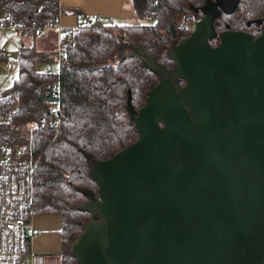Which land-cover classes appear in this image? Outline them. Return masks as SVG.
Masks as SVG:
<instances>
[{
    "label": "water",
    "instance_id": "95a60500",
    "mask_svg": "<svg viewBox=\"0 0 264 264\" xmlns=\"http://www.w3.org/2000/svg\"><path fill=\"white\" fill-rule=\"evenodd\" d=\"M167 56L168 83L139 58L157 83L137 111L127 96L137 139L90 161L97 195L78 189L76 209L97 221L75 264H264V25L211 34L198 18Z\"/></svg>",
    "mask_w": 264,
    "mask_h": 264
},
{
    "label": "trees",
    "instance_id": "16d2710c",
    "mask_svg": "<svg viewBox=\"0 0 264 264\" xmlns=\"http://www.w3.org/2000/svg\"><path fill=\"white\" fill-rule=\"evenodd\" d=\"M215 0H131L138 19L136 25L107 24L84 18L77 11L74 29H62L61 47L65 57L57 77L44 74L39 65L52 63L51 53L37 51L34 40L43 34L39 28L55 27L64 13L58 0H0V24L18 28L21 39L18 67L8 91L19 100L11 123L0 127V144L24 145L37 158L33 176V215H58L61 218V264H75L70 245L81 235L84 224L97 221L76 206L86 201L78 189L97 195L90 176V161H103L137 139L126 108L137 111L157 76L130 55L128 45H140L157 63L175 73L167 52L173 44L188 36L182 18L194 21L204 16L205 8ZM180 18L178 19V17ZM9 20V22L6 21ZM148 23V24H147ZM264 25V0H234L229 10L219 5L212 20L215 33L240 31L256 37ZM212 46L216 39L210 41ZM13 51V49H12ZM13 51L12 53H14ZM11 53V52H10ZM0 50V63L10 60ZM59 84L60 127L55 132L40 126L51 118L53 103L47 88ZM179 80V85H183ZM37 129L28 136V124Z\"/></svg>",
    "mask_w": 264,
    "mask_h": 264
},
{
    "label": "built area",
    "instance_id": "2783aa9c",
    "mask_svg": "<svg viewBox=\"0 0 264 264\" xmlns=\"http://www.w3.org/2000/svg\"><path fill=\"white\" fill-rule=\"evenodd\" d=\"M9 22L8 19H6ZM86 18L81 20L85 24ZM182 25L190 33L194 30V21L190 16L182 18ZM5 29L19 30L11 24H0V31ZM54 29L58 34V41L53 55L52 63L57 70L52 72L49 67L42 69L44 74H59L61 62L65 57V51L61 47L60 34L62 29L59 26L39 28L43 31ZM74 29V28H73ZM16 58L8 61L10 72L4 81L0 83V127L11 123L12 116L18 108V98L11 94L8 89V82L15 76L18 67V55L20 41L13 45ZM49 97L53 103L49 106L51 118L41 123L52 131L60 127L59 111V84L57 81L47 88ZM39 126L28 124L29 138ZM37 165V158L31 151L19 144H0V264H43V257L27 250L28 238L26 230L31 228V217L33 216V176Z\"/></svg>",
    "mask_w": 264,
    "mask_h": 264
},
{
    "label": "crops",
    "instance_id": "0c3cea01",
    "mask_svg": "<svg viewBox=\"0 0 264 264\" xmlns=\"http://www.w3.org/2000/svg\"><path fill=\"white\" fill-rule=\"evenodd\" d=\"M58 5L64 10V13L58 15L56 21V26L61 29L76 27L78 19L72 11L79 12L84 18H95L103 25L132 26L138 23L131 0H58ZM4 36L16 37L15 41L19 40L21 44L29 42V40L21 39L14 30L6 29L0 31V50L3 49ZM57 41L56 30L49 29L42 37L34 40V46L37 51L51 53ZM61 225V218L58 215L38 214L31 217V228L25 232L28 238L27 250L41 255L43 264H61Z\"/></svg>",
    "mask_w": 264,
    "mask_h": 264
},
{
    "label": "rangeland",
    "instance_id": "374dc122",
    "mask_svg": "<svg viewBox=\"0 0 264 264\" xmlns=\"http://www.w3.org/2000/svg\"><path fill=\"white\" fill-rule=\"evenodd\" d=\"M215 2L220 7H222L224 10H229L230 7L232 6L233 0H215ZM213 13L214 12L212 11V7L210 5L209 7H207L206 14L203 16V23L207 27L208 33H211V34L214 32L212 30V24H211ZM179 18H180V16L178 17V19ZM2 25H7V24H2ZM15 39H16V37L10 38L9 36H7V37L4 36V40L2 41L3 42V49L2 50L7 52V53H10V52L12 53L13 51H15V48L13 45H16V42L18 41V40L15 41ZM11 40H14V41H11ZM25 43H27V42H25ZM10 45H11V47H10ZM54 48L56 49V43H55ZM11 49H13V51ZM131 51L133 54L137 55L146 66H148L152 70H155L159 74V77L163 81H165L167 83L170 82L172 77L157 63V61L154 57L145 54V52L141 46L134 45L133 48L131 49ZM45 67H49L52 72L57 70V66L54 63H47V64L39 65L38 69L42 70ZM9 72H10V67H9L8 62L0 63V83L4 81V78L8 76ZM10 85H11V81L8 82V87H10ZM80 250H82V247H81L79 240L77 239V240H75V243L73 245V253L77 254L80 252Z\"/></svg>",
    "mask_w": 264,
    "mask_h": 264
},
{
    "label": "flooded vegetation",
    "instance_id": "af4514ba",
    "mask_svg": "<svg viewBox=\"0 0 264 264\" xmlns=\"http://www.w3.org/2000/svg\"><path fill=\"white\" fill-rule=\"evenodd\" d=\"M211 42H212V40H211ZM212 45V44H211Z\"/></svg>",
    "mask_w": 264,
    "mask_h": 264
}]
</instances>
